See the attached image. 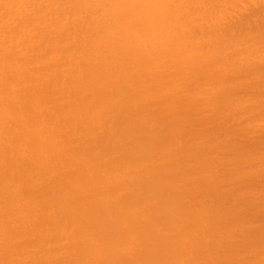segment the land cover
<instances>
[{"label": "bare ground", "instance_id": "bare-ground-1", "mask_svg": "<svg viewBox=\"0 0 264 264\" xmlns=\"http://www.w3.org/2000/svg\"><path fill=\"white\" fill-rule=\"evenodd\" d=\"M0 264H264V0H0Z\"/></svg>", "mask_w": 264, "mask_h": 264}]
</instances>
